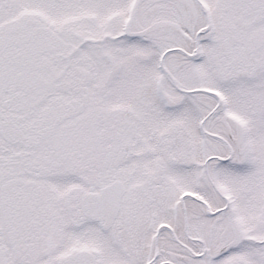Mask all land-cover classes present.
Here are the masks:
<instances>
[{
    "label": "snow or ice",
    "instance_id": "1",
    "mask_svg": "<svg viewBox=\"0 0 264 264\" xmlns=\"http://www.w3.org/2000/svg\"><path fill=\"white\" fill-rule=\"evenodd\" d=\"M0 264H264V0H0Z\"/></svg>",
    "mask_w": 264,
    "mask_h": 264
}]
</instances>
